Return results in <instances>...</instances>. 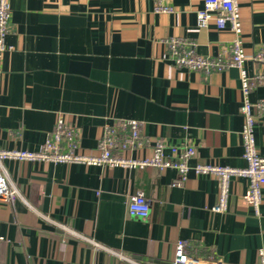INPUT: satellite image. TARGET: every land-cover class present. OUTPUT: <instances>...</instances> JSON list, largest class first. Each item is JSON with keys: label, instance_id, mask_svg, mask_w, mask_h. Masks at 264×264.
Instances as JSON below:
<instances>
[{"label": "crops", "instance_id": "1", "mask_svg": "<svg viewBox=\"0 0 264 264\" xmlns=\"http://www.w3.org/2000/svg\"><path fill=\"white\" fill-rule=\"evenodd\" d=\"M10 0L13 46L0 57V149L39 150L64 114L81 135L80 151L97 155L105 123L142 122L144 145L191 143L192 163L246 166L238 68L203 73L168 57L170 36L196 42L204 56L227 58L229 28L197 27L204 0ZM249 56L264 45V0H239ZM252 76L261 67L250 58ZM264 97V83L251 92ZM264 157V124L255 130ZM168 152V150H167ZM14 202L0 201V264H173L176 242L206 260L257 264L264 248V189L258 212L245 178L232 181L229 209L215 212L219 183L176 169H125L81 163L4 161ZM143 192L149 216H132ZM64 224L71 231L64 229ZM125 255L127 259L118 254ZM207 264V262H203Z\"/></svg>", "mask_w": 264, "mask_h": 264}, {"label": "built area", "instance_id": "2", "mask_svg": "<svg viewBox=\"0 0 264 264\" xmlns=\"http://www.w3.org/2000/svg\"><path fill=\"white\" fill-rule=\"evenodd\" d=\"M157 12H171L173 7L164 0H156ZM219 29L229 28L234 39L228 51L227 58L222 56H204L197 51L196 42L187 38L170 36L165 44L168 57L177 66L203 73L222 71L228 66L239 69L241 79L242 101L240 112L244 118L241 130L243 158L246 166L233 167L216 163H192L196 148L191 143L169 145L162 139H157L152 151L146 155H135L144 145L142 122L135 118H123L112 123H105L102 137L99 141L97 155L80 151L81 135L77 127L70 124L64 114L56 118L54 129L39 150L0 149V201L14 202L18 197V189L10 183L4 168V161L52 162L55 164L81 163L94 166L122 167L125 169H143L154 167L159 170L176 169L179 179L172 186H181L190 172L196 175H210L219 183L218 201L211 208L215 212H226L229 209L232 181L235 178H245L248 182V201L258 212L263 200L264 189V157L257 149L255 130L258 124H264V97L252 100L250 94L260 84L264 83V45L249 56L245 50L242 33L243 26L239 0H204L203 7L197 12V27L204 28L210 24ZM11 30L10 0H0V57L13 46L7 43ZM251 59L261 65L252 76L245 69V61ZM168 150V152H167ZM129 214L145 218L151 212V204L143 192L132 195L128 204ZM64 229L71 231L64 224ZM5 238L0 233V242ZM188 243L180 239L176 242L173 264H226L217 253L212 252L206 260L190 254ZM123 259L125 255L118 254ZM259 262L264 264V248L258 250Z\"/></svg>", "mask_w": 264, "mask_h": 264}]
</instances>
